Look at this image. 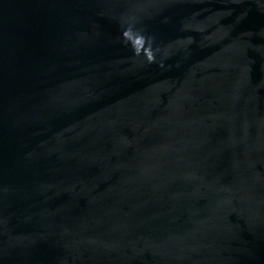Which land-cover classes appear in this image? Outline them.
Returning <instances> with one entry per match:
<instances>
[{
  "label": "water",
  "instance_id": "1",
  "mask_svg": "<svg viewBox=\"0 0 264 264\" xmlns=\"http://www.w3.org/2000/svg\"><path fill=\"white\" fill-rule=\"evenodd\" d=\"M0 264H264V0H0Z\"/></svg>",
  "mask_w": 264,
  "mask_h": 264
},
{
  "label": "clouds",
  "instance_id": "2",
  "mask_svg": "<svg viewBox=\"0 0 264 264\" xmlns=\"http://www.w3.org/2000/svg\"><path fill=\"white\" fill-rule=\"evenodd\" d=\"M130 33H131V30H129V31H125L123 35H124L125 37H128V36L130 35ZM142 39H143L142 36H137V37H135V40H136L137 43H138L140 40H142Z\"/></svg>",
  "mask_w": 264,
  "mask_h": 264
}]
</instances>
